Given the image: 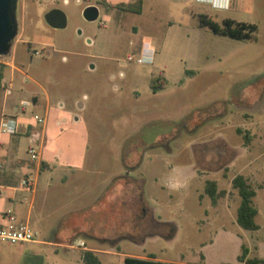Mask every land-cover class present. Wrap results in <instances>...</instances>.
Returning <instances> with one entry per match:
<instances>
[{
    "label": "rangeland",
    "instance_id": "obj_1",
    "mask_svg": "<svg viewBox=\"0 0 264 264\" xmlns=\"http://www.w3.org/2000/svg\"><path fill=\"white\" fill-rule=\"evenodd\" d=\"M142 1L140 12L107 0L18 1V32L0 55L11 82L7 93L0 79V107L42 134L41 147L23 152L31 158L34 147L50 166L24 206L39 241L0 239V264H86L92 247L101 264L127 255L202 262L215 240L214 255L226 260L235 242L264 257V0L194 9L219 25L224 17L255 24L243 39L194 27L197 16L182 15L179 1ZM88 5L99 7L94 21L82 15ZM53 7L65 12L64 28L46 23ZM140 55L151 59L139 63ZM11 58L19 70L3 66ZM161 70L167 82L154 92ZM22 99L32 105L23 109ZM236 174L256 191L257 229L236 221ZM209 180L225 191L216 202Z\"/></svg>",
    "mask_w": 264,
    "mask_h": 264
},
{
    "label": "crops",
    "instance_id": "obj_2",
    "mask_svg": "<svg viewBox=\"0 0 264 264\" xmlns=\"http://www.w3.org/2000/svg\"><path fill=\"white\" fill-rule=\"evenodd\" d=\"M107 1L109 3V5H107V8H111V9L120 8L122 10H125L124 8H121L120 5L122 4L125 5L130 0H107ZM176 1L181 2V6L180 7L178 6V7L182 15H184L188 11V12H191L192 15L197 16V23L194 25V27H197V28H202L201 26L198 25V15L199 14L207 15V14L204 12H195L194 9H199V6L204 5V6H207L211 11H225V10H228L230 7V0H215L214 4L211 3L210 0H206V1L176 0ZM142 5H143V1L141 0L140 11H141ZM187 7L188 8L190 7L193 9L188 10ZM225 18H228V17H224L223 19ZM194 27L193 26L189 27L188 29H186L185 33L189 36L190 35L189 30ZM133 28L135 29L136 27L133 26ZM204 28H207V27H204ZM151 47L152 46H147L145 50L149 51ZM2 64L3 66L9 67L12 71L19 70L13 58H11L8 61L7 60L2 61ZM157 77H159L160 79H165V82H167V78L165 74L163 73V71L161 70L157 76L155 77L153 76L152 79H150V86H151L152 80ZM0 79H6L3 75V67L0 72ZM32 99H33V102H38L40 100V98L37 97V95H34ZM23 100H26V99H22L21 101ZM20 105H21V102H20ZM31 105L32 103L30 102L23 109L30 107ZM3 116H6V113L4 110V102L0 107V122ZM16 120H17V131L14 134H9V133L0 131V224L4 222V219L2 218L3 211L5 208L9 206H12L14 208L17 219L19 221H27V222L29 221V215L26 212L24 213V206L27 203H32L36 196L37 186L39 183L38 175L41 169L50 166L48 160L42 157L40 151L38 153L37 158L34 159L32 156L31 158H26L23 152L24 145L26 144L27 146H30L32 143H38V145L41 147L42 134L39 132L33 131L31 128L30 122L26 120V118L18 116ZM61 126L62 125L59 124V127ZM27 178L32 179L33 181V189L31 190H27L26 188L23 187V181ZM65 180H66V177H63L62 182H64ZM38 241L39 240L36 239V241L31 242V243H36ZM217 241L219 240H215L214 242L209 243L207 247L205 248V250L201 252L203 256L202 262L199 256L197 258H194L195 260H185V262H181V263H185V264H245L244 262H241L237 259L238 255L241 252L242 244H240V250L238 252V242H235L232 246V250L234 252L233 256L230 258V260L228 259L226 260L224 257H222V255H218V256L214 255V248L216 245H218ZM246 247L249 250L248 251V255H249L250 249L248 246ZM84 248H87V247H84ZM89 249L95 252H100V250H98L97 248L92 247ZM233 259L236 263L233 262ZM174 262H180V261H174Z\"/></svg>",
    "mask_w": 264,
    "mask_h": 264
},
{
    "label": "trees",
    "instance_id": "obj_3",
    "mask_svg": "<svg viewBox=\"0 0 264 264\" xmlns=\"http://www.w3.org/2000/svg\"><path fill=\"white\" fill-rule=\"evenodd\" d=\"M141 0H138L134 7H126V5H120L121 8L129 9L135 12L140 11ZM198 25L201 27H207L215 33L227 35L233 38L243 39L251 37L256 30V25L253 23L238 22L229 18L222 20V24H217L211 17L205 14L198 15ZM165 79L155 78L151 82V87L154 91L158 88L163 87ZM241 133V130L238 129ZM248 139V135H244ZM232 186L237 190L239 195V204L237 207L236 221L237 223L245 228L254 230L259 226L256 223V215L258 213L257 207L253 204V197L256 191L252 184L242 174H236L232 178ZM205 192L209 194L213 202H216L218 197L224 194V190L218 189L217 183L214 180H209L205 186ZM248 248L242 245L241 252L237 259L245 264H264V258L249 256ZM83 260L86 264H101L95 251L87 249L83 251ZM122 264H185L174 261H162L157 260L153 256L150 257H137V256H125Z\"/></svg>",
    "mask_w": 264,
    "mask_h": 264
},
{
    "label": "built area",
    "instance_id": "obj_4",
    "mask_svg": "<svg viewBox=\"0 0 264 264\" xmlns=\"http://www.w3.org/2000/svg\"><path fill=\"white\" fill-rule=\"evenodd\" d=\"M206 1V0H201ZM211 3H215V0H210ZM149 55H140L136 58V61L139 63L149 62ZM129 59H133L132 56H129ZM151 59V58H150ZM2 86L5 88L7 93L10 92L11 83L5 81V79H1ZM30 102L27 100L21 101V106L24 108ZM39 122H43L44 118H39ZM0 131L14 134L17 131V120L12 116H3L0 122ZM29 153L35 159L38 156V152L34 147H29ZM23 187L27 190L33 189V181L32 179H25L23 181ZM2 218L4 222L0 224V239L7 243L8 245H14L17 243L28 244L36 241L37 233L30 227L27 221H19L16 216V212L12 206H9L4 209L2 213ZM81 245V244H80Z\"/></svg>",
    "mask_w": 264,
    "mask_h": 264
},
{
    "label": "water",
    "instance_id": "obj_5",
    "mask_svg": "<svg viewBox=\"0 0 264 264\" xmlns=\"http://www.w3.org/2000/svg\"><path fill=\"white\" fill-rule=\"evenodd\" d=\"M17 7L18 0H0V55L9 53L13 40L17 35ZM82 15L86 20L94 21L99 16V8L96 5H88L83 9ZM44 19L53 28H64L67 24L65 12L58 7L46 11ZM77 33L81 34L82 31L79 29ZM78 106L82 108L83 103H78Z\"/></svg>",
    "mask_w": 264,
    "mask_h": 264
},
{
    "label": "flooded vegetation",
    "instance_id": "obj_6",
    "mask_svg": "<svg viewBox=\"0 0 264 264\" xmlns=\"http://www.w3.org/2000/svg\"><path fill=\"white\" fill-rule=\"evenodd\" d=\"M19 1V0H18Z\"/></svg>",
    "mask_w": 264,
    "mask_h": 264
}]
</instances>
